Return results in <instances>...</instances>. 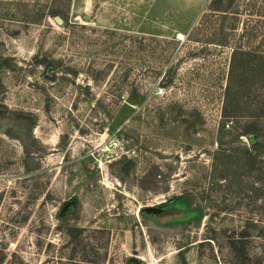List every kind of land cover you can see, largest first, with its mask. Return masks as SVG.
Segmentation results:
<instances>
[{
    "label": "rangeland",
    "instance_id": "374dc122",
    "mask_svg": "<svg viewBox=\"0 0 264 264\" xmlns=\"http://www.w3.org/2000/svg\"><path fill=\"white\" fill-rule=\"evenodd\" d=\"M0 264H264V0H0Z\"/></svg>",
    "mask_w": 264,
    "mask_h": 264
},
{
    "label": "water",
    "instance_id": "95a60500",
    "mask_svg": "<svg viewBox=\"0 0 264 264\" xmlns=\"http://www.w3.org/2000/svg\"><path fill=\"white\" fill-rule=\"evenodd\" d=\"M55 21L58 24H62L63 23V20L60 17H56ZM250 142H251V144L255 143V139H254L253 136L250 137ZM144 212L147 213V214H150V215H161V214L164 213L163 209L162 208H158V207H146V208H144Z\"/></svg>",
    "mask_w": 264,
    "mask_h": 264
},
{
    "label": "built area",
    "instance_id": "2783aa9c",
    "mask_svg": "<svg viewBox=\"0 0 264 264\" xmlns=\"http://www.w3.org/2000/svg\"><path fill=\"white\" fill-rule=\"evenodd\" d=\"M111 148H113L115 150V149H118L119 146L116 143H112L111 144Z\"/></svg>",
    "mask_w": 264,
    "mask_h": 264
}]
</instances>
